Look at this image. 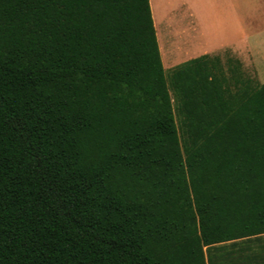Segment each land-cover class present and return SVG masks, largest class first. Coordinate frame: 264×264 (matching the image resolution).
<instances>
[{
  "label": "trees",
  "instance_id": "trees-1",
  "mask_svg": "<svg viewBox=\"0 0 264 264\" xmlns=\"http://www.w3.org/2000/svg\"><path fill=\"white\" fill-rule=\"evenodd\" d=\"M209 57L168 81L149 0H0V264H264V82Z\"/></svg>",
  "mask_w": 264,
  "mask_h": 264
},
{
  "label": "crops",
  "instance_id": "crops-1",
  "mask_svg": "<svg viewBox=\"0 0 264 264\" xmlns=\"http://www.w3.org/2000/svg\"><path fill=\"white\" fill-rule=\"evenodd\" d=\"M149 4L164 66L230 52L244 67L251 53H260L251 34H264V0H149ZM254 62L263 83L264 73L255 58Z\"/></svg>",
  "mask_w": 264,
  "mask_h": 264
},
{
  "label": "rangeland",
  "instance_id": "rangeland-1",
  "mask_svg": "<svg viewBox=\"0 0 264 264\" xmlns=\"http://www.w3.org/2000/svg\"><path fill=\"white\" fill-rule=\"evenodd\" d=\"M252 30L253 28L251 27V31ZM251 43L258 48L260 53H255L254 55L251 53V59L244 67L237 65V61L230 52H224L220 56L211 55V57L208 58V62L212 65V70L217 73V75L222 76L224 80L223 84L227 87L229 94L231 95L242 90H252L257 88L261 83L257 76V68L254 58L257 60L259 70L264 73V34H251ZM181 57L182 56H179L177 58L181 59ZM164 70L169 81L174 67H169L165 64ZM261 80L264 81V75L261 77ZM170 93L175 107L176 121L179 125L180 131H182V116L178 112V101L175 98L172 87H170Z\"/></svg>",
  "mask_w": 264,
  "mask_h": 264
}]
</instances>
